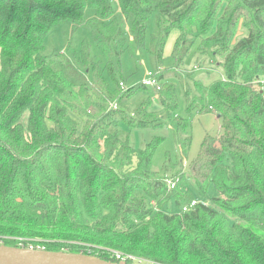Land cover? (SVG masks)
<instances>
[{"label": "trees", "instance_id": "1", "mask_svg": "<svg viewBox=\"0 0 264 264\" xmlns=\"http://www.w3.org/2000/svg\"><path fill=\"white\" fill-rule=\"evenodd\" d=\"M64 23L73 33L87 28L104 62L87 38L69 43L66 69L57 67L58 52L43 54L46 37ZM240 23L246 35L235 41ZM173 29L179 63L198 40L202 53L223 57L224 70L223 79L186 90L187 114L175 119L184 155L192 115L215 112L223 131L206 135L174 189L153 170L164 139L139 147L131 135L161 122L146 119V104L135 115L123 108L140 89H154L142 81L123 87L133 75L125 57L146 51L160 70ZM263 76L264 0H0L3 243L116 264L137 263L114 252L160 264H264V96L256 83ZM169 90L161 101L173 113ZM115 98L118 107L108 106ZM167 165L181 169L180 160ZM197 195L210 205L182 211Z\"/></svg>", "mask_w": 264, "mask_h": 264}, {"label": "rangeland", "instance_id": "2", "mask_svg": "<svg viewBox=\"0 0 264 264\" xmlns=\"http://www.w3.org/2000/svg\"><path fill=\"white\" fill-rule=\"evenodd\" d=\"M73 29L74 28L71 23H64L54 29L45 39L43 54L47 55L58 52L59 56H55V60L57 67L59 68L66 69L64 65L66 58L64 56L68 55L71 57L68 51L70 42L73 46L79 47V43L83 38H87L90 41L92 40L90 32L87 28H80L75 33H73ZM245 35L246 30L243 24L240 23L237 28L235 41ZM178 38L179 31L177 29H173L165 45L164 61L160 70L155 69L146 51H141L140 53V51L136 50L133 53L127 54L125 57V72L128 71V74L133 75L130 81H123L124 88L128 89L132 84L142 81L147 72L153 70L158 73L160 77L162 76L161 81L165 84L161 91H156L154 89L146 90L144 88L140 89L136 94L123 102V108L135 115L137 110L146 104V119L161 122L162 127L157 129L146 128L144 130L132 132L131 135L134 144L142 147L146 142L164 139L155 154L153 170L156 171L159 176H166L167 178L172 179L175 177L174 179L178 182H183V180L186 182V179L182 178L180 175L181 172L188 171L192 161L198 158L206 135H210L212 137L220 136L223 131V123L220 116H218L215 112L192 115L190 118L192 143L189 148L188 155L185 156L175 137V119L179 116L185 117L187 114L186 90L188 87L190 86L195 91L198 83L209 86L215 80L224 78V70L222 67L223 57H216L210 52L202 53L199 49L198 40L191 46L190 50L182 56V61L179 63L176 56V44ZM91 42L93 44V52L97 54L98 60L104 62V57L97 49L96 43L93 41ZM73 62V65L81 72H84L88 78L92 77L90 70H85L74 60ZM67 72L68 74H71V77H73V69L67 68ZM167 89H170L169 91L175 90V92L173 91L172 96L175 97L176 95L178 101L177 109L173 110V113H171L172 109L166 107V105H164L161 101L162 97L166 98L165 92ZM109 105L118 107L117 99H113L110 103H108V106ZM168 158L170 160L167 161ZM179 160L181 162L180 171H176L180 168L179 166H177V169L175 168L176 170L173 168L176 167V165H172V167L167 165L168 169L165 168L166 162L172 161L174 164L176 161L179 162ZM176 173L178 174L175 175ZM185 174L188 175V173ZM176 177L178 178L176 179ZM187 184L188 187L196 188L194 180L188 179ZM214 194L215 190L211 189L210 195ZM186 198V200H188V192L186 194ZM195 199L208 200L204 197H198V195ZM24 245L28 247L31 243H25ZM34 247L37 248V246Z\"/></svg>", "mask_w": 264, "mask_h": 264}, {"label": "water", "instance_id": "3", "mask_svg": "<svg viewBox=\"0 0 264 264\" xmlns=\"http://www.w3.org/2000/svg\"><path fill=\"white\" fill-rule=\"evenodd\" d=\"M0 264H116L82 253L0 244Z\"/></svg>", "mask_w": 264, "mask_h": 264}, {"label": "built area", "instance_id": "4", "mask_svg": "<svg viewBox=\"0 0 264 264\" xmlns=\"http://www.w3.org/2000/svg\"><path fill=\"white\" fill-rule=\"evenodd\" d=\"M142 83L149 86V87L154 88L156 91L161 90L162 85H163V83L161 81V77L154 70L147 72L146 76L142 80ZM256 83L259 85L260 91L264 96V76L260 79H257ZM121 85H122V83H121ZM166 182H167L168 186L172 189H174L178 183V181H176L174 178L173 179L168 178L166 180ZM200 203H203L204 205H210V201H208V200L193 199L191 202L184 204V206L182 207V211H189ZM0 241H1L0 244H4L3 239H1ZM34 246H36V245L31 243L30 246L26 247L23 243H20V247H26V248H32V249H43V248H40V246H37V248H35ZM114 255L121 261L132 260L137 264H160V263L152 261V260H147V259H144L141 257H137V256H134L131 254H124L121 252H114Z\"/></svg>", "mask_w": 264, "mask_h": 264}]
</instances>
